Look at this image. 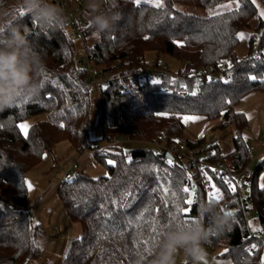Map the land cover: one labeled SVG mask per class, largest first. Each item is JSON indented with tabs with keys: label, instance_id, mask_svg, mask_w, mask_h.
<instances>
[{
	"label": "trees",
	"instance_id": "1",
	"mask_svg": "<svg viewBox=\"0 0 264 264\" xmlns=\"http://www.w3.org/2000/svg\"><path fill=\"white\" fill-rule=\"evenodd\" d=\"M157 2L163 7H155ZM87 3L82 15L89 18ZM5 4L13 7L20 23L31 31L29 40L43 55L48 72L39 98L20 101L0 112V264L42 261L47 234L44 226L33 220L27 175L62 139L69 140L78 153L92 149L107 172L96 177L83 173L58 184L64 208L82 229L61 264H150L173 216L184 221L200 218L206 227L211 225L209 217L199 214L200 204L210 201L230 217L231 226L220 235L213 233L204 245L220 248V256L231 258L234 264H264V185L257 181L264 172V157L254 167L250 193L245 197L213 174L214 189H205L186 155L173 154L170 158L165 148L127 149L112 142L119 136L126 141L154 144L167 140V145H175L186 127L184 116L199 114L220 119L221 126L234 124L236 129L233 149L223 154L219 145L213 144L211 160H227L238 170L248 165L251 150L244 135L248 117L236 105L252 91L264 92V52L256 50L252 32L249 52L240 57L236 50L243 30L263 29L264 19L256 3L101 0V8L117 14L118 22L97 36L87 18L80 39L88 61L113 77L97 93L99 96L90 89L89 68L78 62V40L69 38V25L46 34L17 6L18 0H5ZM150 52L168 53L184 64L176 73L160 71L156 81L124 90L120 76L127 78L147 68ZM226 63H231L226 77L200 80L207 66L217 70ZM34 116L37 119L25 135L19 125ZM92 116L102 128L103 139L115 149L114 154L90 139ZM186 140L190 146L199 147L205 138ZM189 177L197 184L194 192L187 186ZM217 190L222 199L213 198ZM189 199L192 204L187 203ZM253 208L258 215L256 227L247 218ZM250 229L259 230L261 236L252 235ZM154 237V244L148 243ZM253 245L255 250L251 251Z\"/></svg>",
	"mask_w": 264,
	"mask_h": 264
},
{
	"label": "clouds",
	"instance_id": "2",
	"mask_svg": "<svg viewBox=\"0 0 264 264\" xmlns=\"http://www.w3.org/2000/svg\"><path fill=\"white\" fill-rule=\"evenodd\" d=\"M100 5L101 0L87 3L88 25L97 36L111 30L119 20L117 14H109ZM17 6L46 34H54L68 25L64 10L51 0H18ZM20 20L13 7L0 0V112L12 109L20 101L36 100L46 86L47 64L29 40L31 31ZM199 214L209 217L211 225L206 227L200 218L187 222L174 219L163 231L150 264H176L181 251L192 264H200L206 254L203 245L213 233L220 235L231 225L230 217L218 211L215 201L202 202Z\"/></svg>",
	"mask_w": 264,
	"mask_h": 264
},
{
	"label": "rangeland",
	"instance_id": "3",
	"mask_svg": "<svg viewBox=\"0 0 264 264\" xmlns=\"http://www.w3.org/2000/svg\"><path fill=\"white\" fill-rule=\"evenodd\" d=\"M87 0H83V3H86ZM229 6V4L224 5ZM77 7V3L73 1L70 4L71 9H75ZM87 15L83 14L78 16L77 20L79 24H83L84 20L87 19ZM251 32L255 34V38L253 43L256 48L261 46V37L264 34L262 28L258 29H246L241 32L243 34V38H241L240 43L237 47V54L240 57L245 56L248 53V49L250 47L249 38ZM241 37V35H240ZM77 54L78 57L85 53L84 46L80 39H77ZM162 62L165 69L170 70L172 73H176L180 67L183 66L184 62L173 55L168 53H160L157 54L156 52H150L146 56V64L147 69H151L156 61ZM96 94L98 92L93 91ZM96 96H99L97 94ZM96 116V115H95ZM92 116L91 118V126H90V139L95 145H101L103 141V131L102 128L97 124L96 117ZM195 117V119H185ZM37 119L36 116L24 119L21 124H26L28 126L31 125ZM184 121L186 124L185 129L183 132L178 136L179 143L181 140H185L188 138H196V137H204L207 142L212 141L213 144H218L223 154H227L230 152L234 147V135H235V126L234 124H228L226 126H221L220 119H208L203 115L199 114H189L184 116ZM29 127L27 128L28 131ZM24 132V131H23ZM25 133V132H24ZM263 145L261 147H257L258 144L256 140L249 139L247 140V144L250 146L251 150V160L249 165L254 168L255 165L258 163L259 159L264 157V138H262ZM124 148L136 147V146H147V147H159L158 145H154L153 143L143 142V141H134V140H127L121 143ZM106 150L114 154L115 149L109 146L106 143ZM92 149L87 148L82 153H78L74 147L72 146L71 142L67 139H62L58 141L53 148V153H46L45 157L40 161L39 164L34 166L27 175V182H28V191L29 197L32 204V217L35 222L43 225L46 231L49 233L53 229L52 220L49 217L47 212V207H43L40 204L36 203L37 200L41 198V196L47 194L49 196V201L47 204L60 203L62 201L57 194L56 185L63 181V176L65 171L75 162L79 160L80 162V169L82 173L89 174L91 176H99L101 174H105L107 172L106 165L104 162L99 161L95 158L93 154H89ZM93 151V150H92ZM91 151V152H92ZM54 156V157H53ZM81 158V159H79ZM225 159H229V157H225ZM258 184L260 186L264 185V172L260 173L258 176ZM31 185V187H29ZM215 187V186H214ZM251 189V182H243L240 185V192L243 196H248ZM221 194V191H219ZM63 205V204H62ZM54 207H57L56 205ZM66 217L69 218L66 213ZM257 209L253 208L250 209L247 215L248 222L253 226L256 227L258 225L257 219ZM59 235V234H57ZM63 237V236H62ZM66 237V236H65ZM61 238V236H59ZM57 240V239H56ZM65 247L58 251L59 258L55 262V264H61L63 253ZM47 252V250H46ZM42 257L43 264L45 261L50 258L49 253H46ZM55 253V250L52 251ZM45 259V261H44Z\"/></svg>",
	"mask_w": 264,
	"mask_h": 264
},
{
	"label": "built area",
	"instance_id": "4",
	"mask_svg": "<svg viewBox=\"0 0 264 264\" xmlns=\"http://www.w3.org/2000/svg\"><path fill=\"white\" fill-rule=\"evenodd\" d=\"M55 2L64 10V13L68 18V25L70 27L68 32L69 38L73 40L82 39L84 37V28H82V26L87 24V20L85 19L83 24L80 26L77 18L78 16L82 15L84 6L86 5H84L82 0H78L77 7L75 9H71L70 3L67 0H55ZM262 27L264 31V20ZM256 50L261 51L262 47L258 46ZM78 62L89 68L90 89L100 94L106 82L110 81L113 77L109 72L103 71L100 67L92 65L86 58L85 53L78 57ZM162 64V62H159L151 69L144 68L139 72H132L127 76V78L120 76L124 82V90L128 91L138 83L156 81L159 77L158 73L160 71H168ZM230 67L231 63L223 64L221 68L217 70L213 69L211 66H207L201 71L200 80L203 81L206 78L210 80H213L214 78H224L226 77L225 70ZM197 138L199 137H196V139ZM245 139L248 140L247 137H245ZM124 141L126 140L119 136H114L112 139V142L115 143H123ZM166 143L167 140L164 142L154 141V144L161 148L167 149V152H171L172 154L186 155V157H188L193 163V171L200 175L203 187L209 191L214 189L215 184L212 174L223 180L226 186L231 189H239L243 182H251L254 177V168H252L249 164L243 169L238 170L231 162L227 160L212 161L211 157L214 154V150L211 149V146L213 145L212 141L207 142L204 140L199 147L190 146L186 139L181 140L175 145H167ZM82 174L80 162L79 160H76L65 171L63 178L75 179L79 178ZM187 186L190 190H195L197 188L196 182L191 177L188 178ZM250 232L252 235L261 236V232L259 230L250 229ZM254 250V248H251V251ZM34 264H42V261H36Z\"/></svg>",
	"mask_w": 264,
	"mask_h": 264
},
{
	"label": "crops",
	"instance_id": "5",
	"mask_svg": "<svg viewBox=\"0 0 264 264\" xmlns=\"http://www.w3.org/2000/svg\"><path fill=\"white\" fill-rule=\"evenodd\" d=\"M255 3L258 7V11L260 15L261 13H264V0H255ZM262 18L264 19V16H262ZM261 47L264 52V43L263 45H261ZM249 50L250 47L248 49V52ZM236 108L238 110L245 111L248 117V125L244 129L245 137L247 138L249 137V139L256 140V142L258 143L256 146L261 147V144L263 145V142L261 141L262 138H264V92L252 91L248 93L240 100V102L236 105ZM104 145H106V141L103 139L101 146ZM91 151L90 153H88V155L89 154L94 155L93 151L92 152ZM57 186L58 184L56 185V191H57ZM48 201H49V196L45 194L41 196V198L37 200L36 203L40 204L43 207H47V212L53 224V229L49 231V233L46 231L47 241H46L45 252L47 250L46 253H49L50 258H48L46 261L44 259L45 261L44 264H55V262L59 258L58 251L59 250L61 251V249L65 247L63 253V257H64L73 239L81 235L82 229L79 222L74 221L70 216H68L69 218L66 217L65 213L67 215L69 214L64 208V205H62L63 203L59 205L60 203L57 202L54 204H50V206H48L49 205L47 204ZM55 205L57 207H54ZM31 209H32V204H31ZM59 236H61V238H59ZM203 247L205 248L206 254L201 260L200 264H234L231 258L220 256L221 253L220 248H213L211 246H206V245H204ZM54 250L55 253H52V251ZM176 264H192V262L191 261L187 262V257H185L183 252L181 251L178 252L177 254Z\"/></svg>",
	"mask_w": 264,
	"mask_h": 264
},
{
	"label": "snow or ice",
	"instance_id": "6",
	"mask_svg": "<svg viewBox=\"0 0 264 264\" xmlns=\"http://www.w3.org/2000/svg\"><path fill=\"white\" fill-rule=\"evenodd\" d=\"M253 2H255V0H253ZM136 3L139 4V3H140V0H136ZM155 7H157V8L163 7L162 2H157V3L155 4ZM261 15L264 16V13H261ZM241 38H243V34H241ZM252 79H255V77H252ZM192 94L195 95V93H192ZM185 119H195V117H190V118H185ZM19 127H20V129H21L22 131L25 132V135H27V128H28L29 126L26 125V124H21V125H19ZM169 163H171V161H169ZM29 187H31V185H29ZM183 191H184V192H189V189H188V188H184ZM192 191L194 192V189H193ZM213 198H214V199H222L223 197H222V195L219 193V190H217ZM187 203H188V204H192V203H193V200H192V199H189V200L187 201ZM180 211L183 212L184 209H180ZM228 215H232V213L229 212ZM173 219H176V217L173 216ZM185 222H187V220H185ZM152 223L155 224V221H153ZM158 235H159V233L157 232V233H156V236H158ZM154 241H155V237H154L152 240L148 241V243H153V244H154ZM254 247H255V245H253V248H254ZM141 258H142V257H141Z\"/></svg>",
	"mask_w": 264,
	"mask_h": 264
},
{
	"label": "water",
	"instance_id": "7",
	"mask_svg": "<svg viewBox=\"0 0 264 264\" xmlns=\"http://www.w3.org/2000/svg\"><path fill=\"white\" fill-rule=\"evenodd\" d=\"M167 155H168L170 158H174V155H173L171 152H167Z\"/></svg>",
	"mask_w": 264,
	"mask_h": 264
}]
</instances>
